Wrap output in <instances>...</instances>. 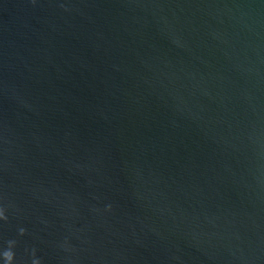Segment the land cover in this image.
I'll use <instances>...</instances> for the list:
<instances>
[{
  "label": "water",
  "instance_id": "obj_1",
  "mask_svg": "<svg viewBox=\"0 0 264 264\" xmlns=\"http://www.w3.org/2000/svg\"><path fill=\"white\" fill-rule=\"evenodd\" d=\"M0 208L14 264H264V0H0Z\"/></svg>",
  "mask_w": 264,
  "mask_h": 264
},
{
  "label": "clouds",
  "instance_id": "obj_2",
  "mask_svg": "<svg viewBox=\"0 0 264 264\" xmlns=\"http://www.w3.org/2000/svg\"><path fill=\"white\" fill-rule=\"evenodd\" d=\"M0 219L5 221L8 219L7 215L5 214V210L3 208H0ZM18 231L19 234L22 236L25 235L27 232L25 228H20ZM7 243H8V247L4 249L3 252L0 253V255H2L3 257L4 264H14L15 252L13 251V249L16 246V241L9 240ZM32 255H33L32 264H41L40 259L35 257V250H33Z\"/></svg>",
  "mask_w": 264,
  "mask_h": 264
}]
</instances>
